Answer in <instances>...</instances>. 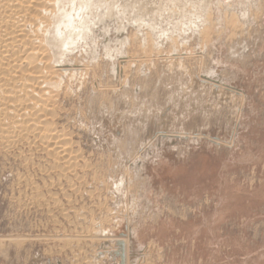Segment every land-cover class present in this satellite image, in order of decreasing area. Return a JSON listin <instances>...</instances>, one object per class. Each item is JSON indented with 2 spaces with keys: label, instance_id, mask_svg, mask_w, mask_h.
<instances>
[{
  "label": "rangeland",
  "instance_id": "1",
  "mask_svg": "<svg viewBox=\"0 0 264 264\" xmlns=\"http://www.w3.org/2000/svg\"><path fill=\"white\" fill-rule=\"evenodd\" d=\"M168 1L121 5L153 9ZM209 11V41L186 30L174 36L181 53H167L172 44L166 38L156 40L158 52H134L128 39L139 44L147 29L124 19V49L134 53L121 55L130 60L118 55L109 62L105 54L99 60L102 44L118 47V21L112 19L107 35L93 36L94 65L80 50L73 54L79 63L88 60L92 72L84 84L76 80L71 92L59 95L48 121L69 135L76 167L65 170L68 179L52 171L39 147L0 150V264H119L115 242L126 239L113 233L121 217L134 246L125 243L126 264H264V0H212ZM232 12L238 26L225 21ZM124 60L139 61L140 70L124 63L120 79L111 63ZM140 65L148 77L140 78ZM195 72L232 86L240 97L221 102L209 88L193 89ZM165 110L170 129L233 139L216 144L202 136L180 141L179 135L175 144L170 136L142 143ZM43 170L52 172L44 177Z\"/></svg>",
  "mask_w": 264,
  "mask_h": 264
},
{
  "label": "bare ground",
  "instance_id": "2",
  "mask_svg": "<svg viewBox=\"0 0 264 264\" xmlns=\"http://www.w3.org/2000/svg\"><path fill=\"white\" fill-rule=\"evenodd\" d=\"M121 3V0H0V150L3 153H8L19 145L27 147L29 151L31 148H40L39 151H42L51 162L52 171H58L60 176L67 177L65 170L67 173L71 171L76 155L73 154L69 135L55 130L48 118H54L56 115L55 108L58 107L56 104L59 95H67L71 92L70 90L74 88L70 87L71 83L76 80L84 84V79L91 74L90 63L93 64V60L97 58L96 49L91 45V42H95L93 36L97 31H105L107 35L110 32L107 29L112 19L118 21L116 28L118 34L125 31L124 19L128 23L136 24V29L144 31L147 29L146 33L143 32L144 38L141 41L139 37L140 45L134 42L135 38L132 42L127 38L128 42L130 41L128 44L137 48H134V52L138 53L140 50L139 52L145 55L152 51H160L161 47L158 46L161 42L160 45H156V40L161 41L162 38H166L170 41L172 44L171 46L168 44L170 52L169 47L166 48L167 50L164 49L168 51L167 53H171L172 50L174 53L176 51L181 53L184 49L177 50L179 46L177 47L175 37L181 36L187 30L193 33L197 31L198 36L206 39L209 33L213 32L209 11L212 0H172L153 9L151 7L147 9V4L144 2L146 5L140 4L139 7H136L135 3V5L132 4L133 6L130 3L125 5ZM225 17L226 23L233 27L240 24L233 12L229 17ZM162 24L165 26L163 27ZM118 38L116 40L118 47L114 49V46L102 44L104 52L100 54L99 60H103L102 57L105 54L111 62V59H116L122 54V50H125L124 46L128 45L125 42L127 39ZM206 40L209 41V39ZM78 50H80V57L86 54L92 61L90 60L89 63L83 57L86 63H79V60L73 56L76 51L78 53ZM128 50L129 52L127 50L125 52L130 54L132 51L129 48ZM170 56L169 54L167 57ZM127 58L128 54L121 59ZM124 63L130 65L131 61L111 63V73L116 77L120 76V79L126 70ZM123 79L121 81L126 80V78ZM94 81L97 82L96 77ZM133 88L135 89V86ZM77 156H79L78 153ZM43 172L44 177H49L50 171L43 170ZM120 188H123V185ZM128 237L124 238L125 242L122 240L126 244L129 242ZM129 245L134 249V246Z\"/></svg>",
  "mask_w": 264,
  "mask_h": 264
},
{
  "label": "water",
  "instance_id": "3",
  "mask_svg": "<svg viewBox=\"0 0 264 264\" xmlns=\"http://www.w3.org/2000/svg\"><path fill=\"white\" fill-rule=\"evenodd\" d=\"M120 38H124V33H120L117 35ZM183 58V57H182ZM168 58H165V56L163 57V60L167 62ZM137 63H139V61H135L132 60L131 64H130V68L132 70V72L135 71V68L137 66ZM139 69V67H138ZM146 68L143 65L141 67V73L139 74L140 78L143 77H148L149 76V71L146 70L144 71ZM191 83H194V87L193 89L198 88V86H204L206 88H209L210 90V94L216 99H218V96H220V101L222 102L227 101V97H230L231 95H234L236 97H240V92L238 90H236L235 88H233L230 85L221 83L220 80H213L211 79L209 76L206 75H201V77H198V74H196V72L194 73V75L190 78ZM129 79L125 85L126 89H130V84H129ZM140 89V87H139ZM135 91L138 92L137 87L135 88ZM140 91V90H139ZM226 96V97H224ZM237 102V101H236ZM154 111H156L155 108H153ZM168 110V109H167ZM237 112L239 111V109H236ZM166 115V110L165 112H161L160 115V121H158V127L156 130H153L151 132H149L148 136L145 137V139L142 140V143L146 142V141H153L155 140L157 137H159L160 139H165V137L170 136L172 139V144H175V142L179 139V135H182V137L179 139L180 141H184L185 139H187L189 136H192L194 138L198 137V136H202L205 139L207 138L209 142L212 143H216V144H221V143H226L229 144L230 141H232L233 139V135H227V139L223 140L220 136H216L212 133L208 134V132H199L197 130H179V129H170L169 124L167 122H164V117ZM145 123V120H143ZM155 120L150 121V124L153 125ZM104 128L108 129L107 127L109 126L108 120H104L103 121V125ZM115 131H114V135L115 136H120L121 135V122H119L118 126H115ZM101 138H99L100 140ZM170 140V139H168ZM168 145V144H166ZM106 146V144H105ZM106 150V147H105ZM142 153V152H141ZM121 228L118 232L113 233V236L118 238V239H124L125 237H127V219L125 217H121ZM116 244V250L114 252L115 256H117L120 259V263L119 264H126V257H125V243L122 240H117L115 242Z\"/></svg>",
  "mask_w": 264,
  "mask_h": 264
}]
</instances>
